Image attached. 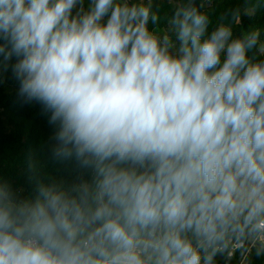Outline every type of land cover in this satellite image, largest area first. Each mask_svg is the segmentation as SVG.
<instances>
[{
  "label": "clouds",
  "instance_id": "9594fccd",
  "mask_svg": "<svg viewBox=\"0 0 264 264\" xmlns=\"http://www.w3.org/2000/svg\"><path fill=\"white\" fill-rule=\"evenodd\" d=\"M203 7L0 0V56L79 170L35 199L0 181V264H212L202 241L264 213L260 31Z\"/></svg>",
  "mask_w": 264,
  "mask_h": 264
},
{
  "label": "trees",
  "instance_id": "16d2710c",
  "mask_svg": "<svg viewBox=\"0 0 264 264\" xmlns=\"http://www.w3.org/2000/svg\"><path fill=\"white\" fill-rule=\"evenodd\" d=\"M143 2H151L153 10H158L162 18H169L187 0ZM88 3L89 0H84L85 10ZM196 3L203 4L200 10L210 17L209 31L219 23L231 24L234 36L259 30V44L264 45V0H196ZM161 27H167L166 20H162ZM256 52L253 50L249 56ZM258 58L262 57L258 54ZM15 62V57L6 62L0 56V181L8 183L19 197L35 199L40 183H71L79 175V170L75 161L61 162L54 158L57 127L49 123L50 113L45 112L40 103L25 102L19 95V81L12 72ZM87 175L85 173V178ZM263 218L264 213L249 215V209L243 208L219 237L202 241L203 245L209 241L203 254L211 255L212 264H237L247 245L248 232L253 234L258 230L249 222ZM236 234L245 240L244 246L237 247L231 254L228 249L216 248L217 245L228 247V239ZM260 249H264V243L251 246L243 264H264V255L257 256Z\"/></svg>",
  "mask_w": 264,
  "mask_h": 264
},
{
  "label": "built area",
  "instance_id": "2783aa9c",
  "mask_svg": "<svg viewBox=\"0 0 264 264\" xmlns=\"http://www.w3.org/2000/svg\"><path fill=\"white\" fill-rule=\"evenodd\" d=\"M251 225H254L256 227H258V230L255 233H250L248 238H247V245L244 249V251L242 252V255L238 261L237 264H243V260L246 256V254L248 253L249 249L251 246L255 245L256 243H264V218L262 220H258V221H250L249 222ZM228 247L225 246L223 248L222 245H217L216 248L217 249H228V254H231L237 247L240 246H244L245 245V240L240 238L238 236V234L235 235V237H230L228 239Z\"/></svg>",
  "mask_w": 264,
  "mask_h": 264
},
{
  "label": "water",
  "instance_id": "95a60500",
  "mask_svg": "<svg viewBox=\"0 0 264 264\" xmlns=\"http://www.w3.org/2000/svg\"><path fill=\"white\" fill-rule=\"evenodd\" d=\"M248 234H250V233L248 232ZM208 243H209V241H208L207 243L204 244V247H205Z\"/></svg>",
  "mask_w": 264,
  "mask_h": 264
}]
</instances>
